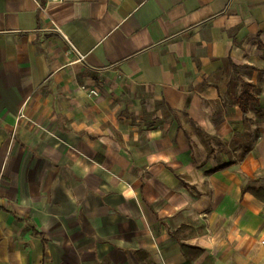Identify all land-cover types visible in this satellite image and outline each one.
I'll return each instance as SVG.
<instances>
[{"label": "crops", "instance_id": "obj_1", "mask_svg": "<svg viewBox=\"0 0 264 264\" xmlns=\"http://www.w3.org/2000/svg\"><path fill=\"white\" fill-rule=\"evenodd\" d=\"M0 264H264V0H0Z\"/></svg>", "mask_w": 264, "mask_h": 264}, {"label": "trees", "instance_id": "obj_2", "mask_svg": "<svg viewBox=\"0 0 264 264\" xmlns=\"http://www.w3.org/2000/svg\"><path fill=\"white\" fill-rule=\"evenodd\" d=\"M242 83V91L239 95L238 102L242 111L246 113V106L249 99H256L254 94L251 92V84L244 80H241Z\"/></svg>", "mask_w": 264, "mask_h": 264}, {"label": "built area", "instance_id": "obj_3", "mask_svg": "<svg viewBox=\"0 0 264 264\" xmlns=\"http://www.w3.org/2000/svg\"><path fill=\"white\" fill-rule=\"evenodd\" d=\"M72 49L73 50H75L76 52H77V50L72 46ZM78 53V52H77ZM79 54V53H78ZM80 55V54H79ZM81 56V55H80ZM82 88H86V87H84V86H82ZM86 90H88V92H87V94H88V96H90V97H92V96H94V95H96L97 94V91L94 89V88H86ZM22 116H24L23 115V113H19L18 114V117H22Z\"/></svg>", "mask_w": 264, "mask_h": 264}]
</instances>
